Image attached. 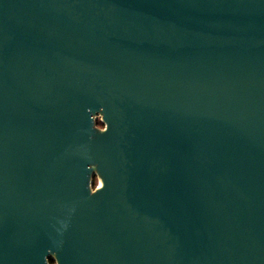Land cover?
I'll return each instance as SVG.
<instances>
[{
	"label": "water",
	"instance_id": "water-1",
	"mask_svg": "<svg viewBox=\"0 0 264 264\" xmlns=\"http://www.w3.org/2000/svg\"><path fill=\"white\" fill-rule=\"evenodd\" d=\"M53 252L264 264V0H0V264Z\"/></svg>",
	"mask_w": 264,
	"mask_h": 264
},
{
	"label": "rangeland",
	"instance_id": "rangeland-1",
	"mask_svg": "<svg viewBox=\"0 0 264 264\" xmlns=\"http://www.w3.org/2000/svg\"><path fill=\"white\" fill-rule=\"evenodd\" d=\"M94 128L97 133H101L107 129L108 124L104 121V114L102 110L94 112ZM92 173L89 175V189L91 193H95L97 189H100L99 187L100 182L104 181V176L101 172L100 166L97 163V161L91 163L90 165ZM58 252L51 253V257L48 259L47 264H60L59 258H58Z\"/></svg>",
	"mask_w": 264,
	"mask_h": 264
},
{
	"label": "bare ground",
	"instance_id": "bare-ground-1",
	"mask_svg": "<svg viewBox=\"0 0 264 264\" xmlns=\"http://www.w3.org/2000/svg\"><path fill=\"white\" fill-rule=\"evenodd\" d=\"M104 186H105L104 181H101L99 187L103 188Z\"/></svg>",
	"mask_w": 264,
	"mask_h": 264
}]
</instances>
